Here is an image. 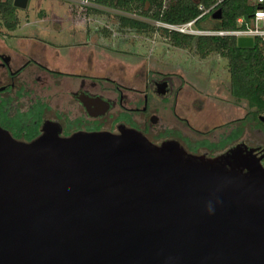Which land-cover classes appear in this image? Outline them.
Here are the masks:
<instances>
[{
    "label": "water",
    "instance_id": "95a60500",
    "mask_svg": "<svg viewBox=\"0 0 264 264\" xmlns=\"http://www.w3.org/2000/svg\"><path fill=\"white\" fill-rule=\"evenodd\" d=\"M60 132L47 120L23 141L0 125V264H264L256 147L207 157L126 126Z\"/></svg>",
    "mask_w": 264,
    "mask_h": 264
},
{
    "label": "flooded vegetation",
    "instance_id": "af4514ba",
    "mask_svg": "<svg viewBox=\"0 0 264 264\" xmlns=\"http://www.w3.org/2000/svg\"><path fill=\"white\" fill-rule=\"evenodd\" d=\"M110 32L111 36L121 37L123 34L125 35L123 32L126 31L116 28L114 30L109 29V33ZM3 35L4 34L0 31L1 40ZM83 45L90 46V42ZM179 48L182 49L181 47ZM97 49L100 51V62L106 64L104 68L103 66L99 68L102 72L105 70L104 75L97 78L88 77L78 72L68 73L52 68L40 61H36L31 54L28 56H20L18 53L6 51L7 49H0V77H4L3 80L0 78V98L9 99V103L12 107L9 115L13 118L15 113H19L23 115L24 119L25 117L38 116V135L41 133L43 123L47 120H51L60 124L62 136L70 135L78 130H107L118 133L120 126H126L138 130L154 144H160L167 140H175L183 146L182 142L187 141L188 137H182L184 134L179 130H172V127L169 126V128H166L163 125L164 122L158 116L160 109L157 107L156 101L173 96L176 105L172 117L177 122H184L187 126L186 128L193 131L194 134H198V132L200 134H209L212 132L211 129L201 131L195 129L193 125L190 124L189 118H187L183 112V110H185L183 102H179L182 100L181 96L187 93L185 91L183 93L185 87H193L191 91L193 94L191 108H193L195 112H198L204 110L203 106L206 107V120L208 121L203 124L207 127L214 121L222 120L221 123H218L219 125L217 124L215 127L220 126L227 128L225 134L221 135V137L218 136L216 139L213 138V141H211L213 143H219L220 141L225 142L224 149H216L215 152H220L214 156L225 153L228 149L240 142L241 138H239L237 142L230 140L236 127V119L232 116L235 113L234 101H230L228 97L221 98L228 105L227 112H224L225 108H216L218 104H213V109L210 106L211 109L209 108V110H207L211 99V93L208 92L207 89L204 90V88L201 90L197 84L193 82V79L187 75V72L179 63L174 62V64H167L163 59V62L168 65V68H175L176 71H167L163 73L158 70H148L146 73L137 71L135 74L133 70L138 65V53L135 54L131 51H115L113 55H110L115 57L114 61H112L109 57L107 59L103 57L101 51L105 50L104 47L99 45ZM79 56L82 55L79 54ZM127 56L129 58H127ZM143 59H145V57ZM117 65H120L121 68L123 66L127 75L125 78L127 79L126 81L122 79V77H116L112 73V70H114ZM150 65H153V63L150 62ZM26 73H30V76H24ZM64 76H71V78L74 79H64L62 78ZM140 76L145 79L143 87L137 85ZM5 77L7 81H5ZM176 79H178L177 82ZM49 80L53 82L56 81V84L58 83L57 86L62 84L60 88H57L58 91L54 95L46 93V91L49 90L47 87L53 88L52 85L48 83ZM163 83L164 85H162ZM32 84H38V86L30 88L28 85ZM229 95L232 96L230 93ZM221 99L213 98V100H218V103ZM201 101L205 103L198 107L194 105V102ZM248 111L247 107L246 113L242 117L237 118V120L243 118V126L246 125L247 121L251 120L262 127L251 115L246 117ZM228 112L232 114L231 118H229V115L225 117V114ZM259 116L260 115H257V118H259ZM244 132L245 131H243V133ZM197 141L200 140L190 141V147ZM243 144L245 143L243 142ZM256 148V153L259 155L262 148ZM191 150L189 149L187 151L196 155L201 154L200 152L196 153ZM213 152L214 151H212V153Z\"/></svg>",
    "mask_w": 264,
    "mask_h": 264
},
{
    "label": "trees",
    "instance_id": "16d2710c",
    "mask_svg": "<svg viewBox=\"0 0 264 264\" xmlns=\"http://www.w3.org/2000/svg\"><path fill=\"white\" fill-rule=\"evenodd\" d=\"M107 8L119 10L130 15H138L160 23L182 24L196 18L204 9L209 8L214 0H94ZM13 0H0V20L7 30H13L19 23L17 8ZM249 0H222L213 10L198 18L195 29L233 30L238 28L236 19L247 17ZM203 9H200L199 7ZM220 9L221 16L212 18V13ZM110 18V17H109ZM117 21L118 28L123 31L146 32L157 31L173 46L193 50L201 59L211 54L221 56L229 72V93L236 101H243L248 107V114L264 126L257 115H264V41L255 39L251 47H238L236 37L231 35L188 34L168 30L165 27L139 20L133 17L112 16ZM116 18V19H114ZM209 22V28H203L202 23ZM109 30V28H106ZM12 107L9 99L0 98V125L19 140L30 141L38 136V116L25 117L15 113L9 115ZM245 117V118H246ZM243 118L238 119L233 132V138L238 140L243 134ZM28 121V122H27ZM35 122V123H34ZM235 141V142H236ZM224 141L213 143L202 140L190 147L197 149L206 146L213 150H223Z\"/></svg>",
    "mask_w": 264,
    "mask_h": 264
},
{
    "label": "crops",
    "instance_id": "0c3cea01",
    "mask_svg": "<svg viewBox=\"0 0 264 264\" xmlns=\"http://www.w3.org/2000/svg\"><path fill=\"white\" fill-rule=\"evenodd\" d=\"M110 11L111 8L95 1L92 7L85 10L79 8L77 0H28L26 8L16 10L19 23L13 30H7L0 20V25L3 26L0 31L4 34V39H0V49H7L6 51L18 53L20 56L31 54L36 61L64 72H78L96 78L103 76L105 70L102 72L99 68H104L106 64L100 62L97 46L104 47L105 50L101 51L103 57H109L112 61L115 57L110 55L115 51H139L132 44L133 41L127 46L123 38L107 37L109 30L105 27L106 21L115 24V29L118 28L117 21H113L106 14ZM117 13L119 14L114 15L116 18L125 16L149 20L119 10ZM84 15L90 20L84 21ZM87 42H90V46L83 45ZM211 64L214 66L216 62L212 60ZM62 78L74 79L71 76Z\"/></svg>",
    "mask_w": 264,
    "mask_h": 264
},
{
    "label": "rangeland",
    "instance_id": "374dc122",
    "mask_svg": "<svg viewBox=\"0 0 264 264\" xmlns=\"http://www.w3.org/2000/svg\"><path fill=\"white\" fill-rule=\"evenodd\" d=\"M111 11H113L112 8H111ZM111 11L106 13L107 15H110L108 17H110L111 19H113L111 15L114 16L115 14L116 15L119 14L117 13L118 10L116 11V9H114L113 12ZM143 20L155 25L156 27H159V26L164 27L160 22L145 20V19ZM105 24H106V27H108L109 29L111 30L115 29V26H116L115 24L112 25L111 22L109 21H106ZM202 27L209 28L210 27L209 22H203ZM0 28H3V26L0 25ZM123 33H125V35L123 34V36L120 37V36H111V32L110 33L108 32L107 37L110 38L111 36L115 39L123 38L125 40L124 42H127L126 43L127 46H128V43L133 41L132 44L137 46L139 50L138 51L139 61H138L137 67L133 70V73L135 72L136 74L137 71H142L146 73L148 72V70L150 71L158 70L163 73H166L167 71H176L175 68L174 69L168 68L167 64H174V62L179 63V65H181L184 68V70L187 72V75L193 79V82H195V84H197V86L201 90L204 88V90L207 89V91L211 93V99L209 102V106L207 107L208 108L207 110H209V108L211 109V107L213 109V106H212L213 104L215 105L218 104L216 105V108L217 107L219 108L221 107V109L225 108L224 112H227L228 105L221 98L228 97L230 101L232 102L234 101L235 113L232 115L228 112L225 114V117L227 115H229V118L233 116V118L236 119L235 126L239 125V123H237V118L242 117L246 113V110H247L246 103L243 101H236L234 97L229 95V92H228L229 72H228V68L226 65V61L221 56L216 55V54H211L207 56L205 59H201L199 55L196 54L193 50L183 49V48L180 49L177 46H173L165 38H163V36L157 31H149V33L126 31ZM126 39L129 40V42ZM114 47H116V45ZM142 57L143 58L145 57V59H143ZM127 58L129 57L127 56ZM163 59H164V62L167 64L163 62ZM212 60L216 62L214 66L213 64H211ZM150 62L153 63V65H150ZM112 71H113L112 73L116 77H120V78L122 77V79H124L125 81L127 80L125 79L127 75L123 69V66L121 68L120 65H117ZM24 76L29 77L30 73H26L24 74ZM0 78H2L3 80L4 77H0ZM139 79L140 80H138L139 82L137 83V85H139V87H143L145 79L142 76H140ZM177 80L178 79H176V82ZM5 81H7L6 77H5ZM48 83L52 85L53 87V88L47 87L49 88V90H47L46 93L49 95H54L55 93H57L58 91L57 88L58 87L60 88L62 85V84H59V86H57L58 83L56 84V81L53 82L50 80ZM28 86L30 88H34L38 86V84L36 85L32 84ZM192 88L193 87H185V89L183 90V93L184 91L187 92L185 93L186 96L182 95L181 96L182 100H180L179 102H183V107L185 108L183 112L185 113V116L189 118L190 124L193 125L195 129L197 130L199 129L201 131L211 129L212 132H210L209 134H200L199 132L198 134H194L193 131H190L188 128H186L187 126L184 122H181V123L179 121L177 122L172 117L174 114V108L176 105V101L174 100L173 96H169L166 99H161V100L156 101L158 105L157 107H159L160 109V111L158 112V116L164 122L163 125L166 128H169V126L172 127V130H179L180 132H182V134H184V136L182 137H188L187 141L182 142L183 147L187 150L189 149L191 150L189 142L192 140L201 141V140L206 139L207 141L211 142L213 141V138L216 139L218 138V136L221 137V135L227 132L226 127H220V126L215 127L218 123H221L222 120L214 121L211 125L207 127L205 126V124H203L206 121H208L206 120V116H207L206 107L203 106L204 110L198 111V112H195V110L191 108V103H192L191 100H193V97H192L193 94L191 92ZM213 98L221 99V101H219L218 103V100H213ZM203 103L205 102H202V101L196 102V103L194 102V105L198 107L202 105ZM243 127H244L243 129L245 132L243 133L244 135H241L240 137L241 139L239 143L244 142L248 147L263 148L264 147V126L260 127L255 121L249 120L247 121L246 125ZM200 141H197V142H200ZM191 151L196 152V153L200 152L201 154H204L207 157H213L215 154H218L220 152V151L215 152V150L210 149L206 146H199L197 149H192ZM212 151H214L215 153L214 152L212 153Z\"/></svg>",
    "mask_w": 264,
    "mask_h": 264
},
{
    "label": "built area",
    "instance_id": "2783aa9c",
    "mask_svg": "<svg viewBox=\"0 0 264 264\" xmlns=\"http://www.w3.org/2000/svg\"><path fill=\"white\" fill-rule=\"evenodd\" d=\"M94 0H77L78 6L81 9H87L88 7L93 6ZM222 0H214V3L207 9L202 10V12L194 19L182 23V24H170V23H161L165 28L172 31H177L180 33H188V34H203V35H231L240 37H251L253 39V44L255 39H260L264 41V0H249V5L247 9L248 16H239L236 19L238 24V28L233 30H211V29H195L193 27L194 22L209 12L210 10L215 9V7ZM200 9H203L201 6ZM84 21H89L90 18L88 16H83ZM106 27V25H105ZM108 28V27H106ZM264 148V147H263ZM262 148L261 153L262 158L260 163L262 167H264V149ZM259 154V155H260Z\"/></svg>",
    "mask_w": 264,
    "mask_h": 264
}]
</instances>
